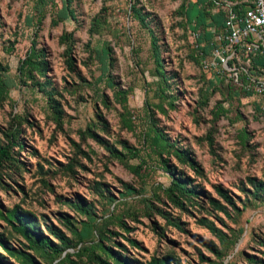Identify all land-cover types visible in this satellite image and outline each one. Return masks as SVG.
I'll return each instance as SVG.
<instances>
[{
    "label": "rangeland",
    "instance_id": "1",
    "mask_svg": "<svg viewBox=\"0 0 264 264\" xmlns=\"http://www.w3.org/2000/svg\"><path fill=\"white\" fill-rule=\"evenodd\" d=\"M190 3L0 0V262L264 264V114Z\"/></svg>",
    "mask_w": 264,
    "mask_h": 264
},
{
    "label": "built area",
    "instance_id": "2",
    "mask_svg": "<svg viewBox=\"0 0 264 264\" xmlns=\"http://www.w3.org/2000/svg\"><path fill=\"white\" fill-rule=\"evenodd\" d=\"M118 1V0H114ZM221 24L191 31L205 73L256 101L264 114V0H209ZM209 36L210 39H207Z\"/></svg>",
    "mask_w": 264,
    "mask_h": 264
},
{
    "label": "crops",
    "instance_id": "3",
    "mask_svg": "<svg viewBox=\"0 0 264 264\" xmlns=\"http://www.w3.org/2000/svg\"><path fill=\"white\" fill-rule=\"evenodd\" d=\"M232 1L241 3L239 9H244L249 6V0ZM212 9L213 5L209 0H191L190 5L185 10L187 25L191 29L190 32L222 23L223 16L221 14H214Z\"/></svg>",
    "mask_w": 264,
    "mask_h": 264
},
{
    "label": "trees",
    "instance_id": "4",
    "mask_svg": "<svg viewBox=\"0 0 264 264\" xmlns=\"http://www.w3.org/2000/svg\"><path fill=\"white\" fill-rule=\"evenodd\" d=\"M67 8L66 10H61L59 12L61 18L59 19V21H62L66 18V15H67V11L70 9V6L73 2V0H67ZM73 14V13H72ZM207 39H210L209 36L207 37ZM111 51V49H105L103 50V56L105 58L109 57L110 54L109 52ZM230 89H232L234 92L238 93L235 89H233L232 87H229ZM8 155V152L6 150H0V156H1V160L6 157ZM178 182V181H177ZM179 184V183H178ZM179 186L184 189V184L181 183V185L179 184ZM191 193H194V192H191ZM14 217L15 215L12 214ZM21 233L23 234V236L29 241V245L30 247H35V248H42L41 246H45L43 243H45L43 240H42V237L38 234H34L32 235V233L30 232V230L27 229V227H21ZM4 247L6 248V246L4 245ZM61 249L60 248H57V247H54L53 248V253H49L50 256L53 257V254L55 253V255H59L61 254ZM115 261H116V264H127L126 261L122 260L121 258H114ZM32 264H35L34 261H31ZM0 264H5L4 262H0ZM104 264V263H103Z\"/></svg>",
    "mask_w": 264,
    "mask_h": 264
}]
</instances>
